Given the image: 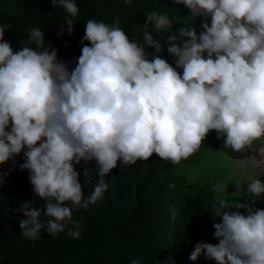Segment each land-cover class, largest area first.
I'll return each mask as SVG.
<instances>
[{
    "label": "clouds",
    "instance_id": "clouds-1",
    "mask_svg": "<svg viewBox=\"0 0 264 264\" xmlns=\"http://www.w3.org/2000/svg\"><path fill=\"white\" fill-rule=\"evenodd\" d=\"M123 2L127 6L132 0ZM172 3L189 10L186 22L175 18L184 26L170 31L172 19L150 11L141 29L143 42L129 37L119 17L111 23L88 19L80 55L68 62L46 45L40 27L30 28L28 39L14 49L5 39L11 25L0 24V165H15L22 156L19 168L28 170L34 194L44 201L43 209L31 201L16 209L25 217L19 219L24 238L36 241L42 230L52 236L67 230L79 239L81 226L73 212L103 199L105 177L114 169L154 154L180 164L213 131L223 149L233 156L256 152L254 166L264 167V0ZM51 4L67 13L57 35H71L80 14L76 0ZM196 18L199 31L189 26ZM151 30L170 33L167 52L174 64L160 55L161 42ZM81 162H94L99 177L87 198L76 169ZM6 175L0 172V185ZM234 185L239 198L214 200L217 242L195 243L190 261L264 264V208L255 206L264 181L247 176ZM228 186L221 180L211 190L223 194Z\"/></svg>",
    "mask_w": 264,
    "mask_h": 264
},
{
    "label": "trees",
    "instance_id": "trees-1",
    "mask_svg": "<svg viewBox=\"0 0 264 264\" xmlns=\"http://www.w3.org/2000/svg\"><path fill=\"white\" fill-rule=\"evenodd\" d=\"M3 1L6 0H0ZM11 1L17 5L14 12L0 11V24L11 25L5 31V39L18 49L28 39L29 29L40 27L45 33L46 45L56 48L65 62L80 55V40L88 19L111 23L119 17L120 25L129 37L143 42L141 29L146 13L153 10L166 13L173 23L170 31L184 26L176 23V17L186 22L190 14L187 8L174 5L172 0H132L127 6L123 0H76L80 14L74 21V31L71 35L65 31L58 36L67 15L63 8H55L51 0ZM200 22V18H196L189 26H195L199 31ZM63 26L67 28L66 23ZM151 31L161 42L160 55L174 64L167 52L166 37L170 33ZM148 51L155 50L150 48ZM222 143L213 131L201 149L180 164L173 165L154 154L148 161L114 169L105 177L108 190L103 199L90 204L87 209L73 212V220L81 226L79 239L70 237L67 230L56 236L42 230L36 241L23 237L19 219L25 217L16 209L26 201H31L32 207L43 209L44 201L34 194L28 170H20L19 163H23V158L18 156L17 163L12 162V170H6L8 182L0 192V264H130L133 258L139 259L140 264H215L203 257L193 262L188 256L199 241L217 242L213 223L219 218L214 219L217 210L214 200L220 196L212 192L211 185L220 177L228 180L232 173L229 157L233 154L230 149H223ZM82 165L83 162L76 165V169L81 172L80 180L87 198L99 177L94 162ZM190 167L205 169L208 176L219 169L222 172L205 176L193 184L187 176ZM84 168H87L88 176L83 175ZM237 176L241 177V173ZM237 182L238 178L235 179ZM236 198L239 197L235 195L232 199ZM257 207L263 208L259 204ZM40 219L46 223L48 218L41 212Z\"/></svg>",
    "mask_w": 264,
    "mask_h": 264
},
{
    "label": "rangeland",
    "instance_id": "rangeland-1",
    "mask_svg": "<svg viewBox=\"0 0 264 264\" xmlns=\"http://www.w3.org/2000/svg\"><path fill=\"white\" fill-rule=\"evenodd\" d=\"M16 9H17V5L14 2H12L11 0H6V1L0 2V11L14 12ZM260 143L256 146L257 149L260 146ZM244 157L247 158L248 161L247 162H245V161L240 162L241 159ZM229 158H230V164H229L230 171H232V170H234V171H233V173L229 174V177H231V179H228L226 181L229 184L228 189L226 190L225 193L218 194L219 196H224L226 198H233L236 195L235 190H234V187H235L234 184H235V179H237V178H238V182L239 181L243 182L244 178L246 176H250L251 178H259L261 181H264V167H256L253 164V160L258 159L256 152L248 151L247 154L238 153L236 156H233L231 153ZM211 160H212L211 163H213V159H211ZM237 163H239V164L236 165ZM221 172H222V169H219L217 171H213V173H219V174ZM213 173L210 172V175L208 176L207 171H205V169L194 170L191 167L187 168L188 179L193 184L199 183L200 181L203 180V178L205 176H208V177L213 176L214 175ZM237 173H241V177H238L236 175ZM231 174L235 175V177H233ZM221 180H223L222 177H220L218 179V182ZM245 187H246V185H245ZM240 199L243 201L244 199H246V197H241ZM262 200H264V194H262L261 198L259 200H257V204H259L260 206L262 205V207L264 208V201H262ZM257 204L255 205L256 207H257Z\"/></svg>",
    "mask_w": 264,
    "mask_h": 264
},
{
    "label": "built area",
    "instance_id": "built-area-1",
    "mask_svg": "<svg viewBox=\"0 0 264 264\" xmlns=\"http://www.w3.org/2000/svg\"><path fill=\"white\" fill-rule=\"evenodd\" d=\"M11 166H12V161H10L9 163H7L5 165H0V172L6 173V170L10 169ZM7 182H8V178H7V176H4V183L2 185H0V192L3 191Z\"/></svg>",
    "mask_w": 264,
    "mask_h": 264
}]
</instances>
